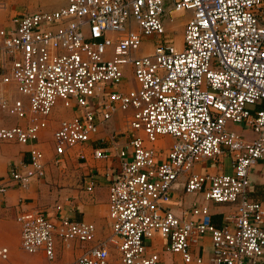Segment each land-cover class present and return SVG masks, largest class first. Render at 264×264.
I'll use <instances>...</instances> for the list:
<instances>
[{
	"label": "built area",
	"instance_id": "2783aa9c",
	"mask_svg": "<svg viewBox=\"0 0 264 264\" xmlns=\"http://www.w3.org/2000/svg\"><path fill=\"white\" fill-rule=\"evenodd\" d=\"M187 12L176 46L164 18ZM10 23L0 27V113L16 122L0 125V142L27 144L28 157L0 177V195L44 175L37 139L58 103L75 113L51 132L57 156L91 140L114 114L126 113L135 132L114 154L109 235L96 238L90 222L21 210V251H42L52 261L55 241L75 240L87 246L71 264H158L150 247L158 236L182 263L198 264L191 249L208 233L214 264H257L264 201L249 199L247 187L250 169L264 156V0H65L50 11L13 15ZM127 72L133 85L123 87ZM163 135L173 141L161 159L149 143ZM92 155L111 157L100 147ZM222 156L229 157V173L193 171L201 160ZM181 177L183 192L234 205L229 220L215 226L207 206L196 202L176 215L171 193Z\"/></svg>",
	"mask_w": 264,
	"mask_h": 264
},
{
	"label": "crops",
	"instance_id": "0c3cea01",
	"mask_svg": "<svg viewBox=\"0 0 264 264\" xmlns=\"http://www.w3.org/2000/svg\"><path fill=\"white\" fill-rule=\"evenodd\" d=\"M1 3L5 5V8L0 10V27H8L11 25L10 19L13 15L24 12L18 11L17 4L24 5L29 13L37 10H53L62 6L65 0H5ZM58 106H60L59 103ZM64 108H67L68 114L57 119L53 129L60 119L74 115L75 108L72 105ZM1 116L12 121L11 124L16 122L11 117L2 114ZM127 118L126 113L114 114L111 120L99 124L91 140L65 148L59 156L54 153L51 133L45 131L47 127L39 133L37 146L43 153L44 175L41 178L32 179L25 189L11 187L0 195V247L7 249V259L0 260V264H71L83 247L87 246L75 240L66 243L55 241L52 261L46 260L42 251L24 253L19 248L18 234L7 235V229H5L12 220L17 219L21 210L37 209L43 211L52 220L59 215L74 221L90 222L95 226V237L101 238L102 221L107 223L106 201L110 172L118 164L114 154L116 149L123 146L128 137L135 133L127 128ZM51 119L49 115L47 126ZM241 134L246 138L252 136L248 131ZM111 136H114L113 140ZM172 141V137L163 135L149 143V146L158 152L161 159H164ZM93 147L105 149L111 157L104 160L95 159L92 155ZM27 148V144L0 142V177L7 175L11 165L27 160ZM193 171L199 174L218 171L229 173L231 171L229 157L222 156L217 161L203 159L194 165ZM262 173H264V156L256 161L248 175L247 194L251 200L264 201ZM182 181L183 177L178 180L171 193L170 208L176 215H180L182 210L187 209L191 202H196L207 206L215 226L229 220L234 205L206 202L197 193H185L181 190ZM87 186L90 189H86ZM194 219L197 220L198 217L194 216ZM106 230L110 231L109 226L105 228ZM163 242L165 241L158 236H154L150 241L151 250L159 253L158 264H184L178 255L163 249ZM191 253L192 257L195 255L200 257L201 262L198 264H214L211 261V242L208 233L201 236L199 244L191 249ZM244 264H250V261L245 260ZM257 264H264V249Z\"/></svg>",
	"mask_w": 264,
	"mask_h": 264
},
{
	"label": "rangeland",
	"instance_id": "374dc122",
	"mask_svg": "<svg viewBox=\"0 0 264 264\" xmlns=\"http://www.w3.org/2000/svg\"><path fill=\"white\" fill-rule=\"evenodd\" d=\"M4 1L5 0H0V3ZM9 2L12 3V1H9ZM16 6L18 7V11H21V12L24 11L25 13H28L27 11H29L28 9L24 7V5L17 4ZM188 16H189V13L187 12L184 15H179V16L174 15L173 18H170V19L167 17L164 18V33L173 41V43L176 46L180 45L183 23L185 22V19L188 18ZM123 80H124L123 87H129L133 85L132 79L128 72L126 73L125 78ZM68 112L69 111L67 110V108L65 109L64 107L58 106L56 104L51 110L50 116L52 117V119L49 121V124L47 128L45 129L46 133H51V131L53 130V127L56 124L55 123L56 120L65 116L66 114H68ZM11 122L12 121H10L9 119L3 118L0 114V125H10ZM230 127L234 130H239L241 133H247L246 129H244V127L240 123H232ZM102 213L103 212H101V215H103ZM102 225H103V228H102L103 233L101 235V238L109 235V231L107 230L105 231V228L108 227L107 223L106 222L104 223L102 221ZM5 229H7V233H6L7 235L13 236L15 234H18L19 236L18 219L12 220L10 224L5 227ZM58 264H61V263H58Z\"/></svg>",
	"mask_w": 264,
	"mask_h": 264
},
{
	"label": "bare ground",
	"instance_id": "6f19581e",
	"mask_svg": "<svg viewBox=\"0 0 264 264\" xmlns=\"http://www.w3.org/2000/svg\"><path fill=\"white\" fill-rule=\"evenodd\" d=\"M174 15H177V13H173Z\"/></svg>",
	"mask_w": 264,
	"mask_h": 264
}]
</instances>
